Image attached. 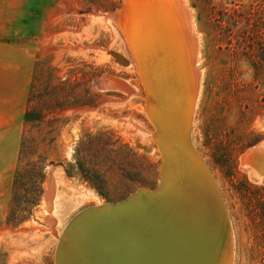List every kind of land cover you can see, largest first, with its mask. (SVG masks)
<instances>
[{"label": "rangeland", "instance_id": "374dc122", "mask_svg": "<svg viewBox=\"0 0 264 264\" xmlns=\"http://www.w3.org/2000/svg\"><path fill=\"white\" fill-rule=\"evenodd\" d=\"M184 1L201 73L191 142L222 197L230 264H264V182L241 160L264 151V0ZM122 4L0 0V157L13 160L10 177L0 167V264H55L76 215L160 184L146 87L123 31L106 20ZM103 76L133 91L104 88ZM28 99L37 121H26Z\"/></svg>", "mask_w": 264, "mask_h": 264}, {"label": "water", "instance_id": "95a60500", "mask_svg": "<svg viewBox=\"0 0 264 264\" xmlns=\"http://www.w3.org/2000/svg\"><path fill=\"white\" fill-rule=\"evenodd\" d=\"M124 3L123 0L119 10L123 9ZM170 4L169 0H154L152 5L156 18L153 20L158 22L156 24L159 28H145L146 34L143 35L148 42L147 47L138 43L140 34H135V42L139 49L142 47L145 51V55L140 58L143 70H149L145 57L150 53V60L152 56V61L159 66L157 75L163 71L164 75H169L176 82L173 68L177 69L179 65L186 63L189 71L184 70L185 76L181 77L185 92V88L188 89L187 78L190 79L193 72L191 50L187 45L190 37L186 36L184 26L178 27L179 18H176ZM161 9L164 14H161ZM115 18L120 20L121 15ZM161 21L165 22L164 26ZM158 36L162 38L161 41ZM157 75L155 78H158ZM149 79L152 80L150 77ZM151 89L153 93L150 94V105L147 104L146 107L151 114L156 110L157 115L160 113L159 123L153 124L158 137L155 140L162 153L159 186L155 189H141L123 201L93 206L79 213L69 224L72 235L68 233V229L63 232L56 255L66 234L69 237L67 253L62 256L72 255L77 264L78 261L79 264L219 263L229 233L222 197L211 177L206 174L207 170L202 169L200 161L185 144L183 136H180L179 108L177 107L178 111L176 107L171 109L169 99H166L168 106L163 107L164 100L160 94L155 95L157 89L154 84L152 86V81ZM173 89H178V94L182 95L179 85ZM185 93L188 96V92ZM146 94L149 95L147 92ZM179 141L184 142V148ZM256 152L248 151L246 161ZM152 224L163 227L162 239L145 228ZM175 225H181L187 232L203 229L206 235L203 239L201 234L189 239L186 235L181 238L175 234L169 236L166 227L176 231Z\"/></svg>", "mask_w": 264, "mask_h": 264}, {"label": "bare ground", "instance_id": "6f19581e", "mask_svg": "<svg viewBox=\"0 0 264 264\" xmlns=\"http://www.w3.org/2000/svg\"><path fill=\"white\" fill-rule=\"evenodd\" d=\"M124 1H125V3H124L125 5H124L123 9L118 10L113 15H107L106 20L114 21L119 26V28L123 31V33L125 35V38L129 44L130 48H131L134 60L136 61V64L138 65V68L140 70V74H141V77L144 81L147 93L149 94L146 97V101H147L146 103L150 105V99H151L150 94L153 93V91L151 89V81H152V86L154 84L155 88L157 89V92H155V95L160 94V96H162V100H164V101H162L163 107L168 106L166 99H169L170 108L172 106L171 109H173L174 107L179 108V112H180L179 122H180L181 131H182V134L180 133V136H183L185 144L189 147V149L191 151L194 152V154L196 155L195 157L198 158V160L201 163L202 169L206 171L207 168L204 165V163L202 162L201 158L199 157L195 147H193L192 142H191V138H190L191 116L193 114V108L195 107V102L197 100L198 93H199L200 86H201V73L196 68L197 63H198L199 50H198V45H197V39H196V37H194L192 30H190L191 26L189 27V24H188V21H190V19L188 20L189 15L185 11L186 9H184V7H186V6L183 7L181 0H169V2L171 1V4H172L171 7H172L173 12L175 13L176 18H179L180 22L177 24L178 27L184 26L186 36L188 35L190 37V39H188L187 45H188V47H190V50H191L190 58H191V64H192L191 68H192L193 72L190 75V79L187 78L188 79V81H187L188 89L185 88V92H188V96L183 91L184 88L182 86V79H181V77L185 76L184 70L187 72L189 71L186 63H183V65L182 64L179 65L177 69H176V67L173 68L174 75L176 78V82L173 81V79L169 78V75H164L163 71H161L159 73V75L161 77L159 75H157L156 72L158 71L159 66L157 63H154L152 61L153 60L152 56H151L152 60H150V58L148 56V55H150V53H148V52H147L148 54L145 58H146V65L148 66L149 70H143L141 68L140 58L142 55H145V51H144V48L141 47L142 49L141 48L139 49L138 46L136 45L135 34H138V36L140 34V41H138V43H140V46L146 45V47H147L148 42L144 38V35H143V33L146 34L145 28H149L150 26H154V28H156L158 30L159 27L156 24L158 22H155L153 20V18H156L155 14H154L155 9L153 8V5H152L154 0H124ZM185 1H184V3H185ZM150 11H152V12H150ZM162 13L164 14L163 9H161V14ZM118 15H121L120 20L115 18ZM189 18H190V16H189ZM162 20H164V16H163ZM150 24H153V25H150ZM161 24H163V26H164L165 22L161 21ZM158 39H160V41H161L162 38H160L158 36ZM159 50L162 51V49H160V48H159ZM165 68H166V66H165ZM156 75L158 76V78H155ZM149 77L152 78V80L149 79ZM177 78H179V81ZM100 84H101V86H103L105 88L121 89L123 91H131V92L133 91V90H129L127 85L124 84L121 80L113 78L111 76H103V78L100 79ZM177 85H179V88L182 92V95H181L182 98L177 92L178 89H176V90L173 89L174 87L177 88ZM147 86L149 89H147ZM149 92H151V93H149ZM170 93H171V95H170ZM189 95L191 96V99H190ZM178 108H177V111H178ZM146 110H147V115H148L149 119L152 121V123L155 125L158 124L160 113L157 115V110H156V112L154 114L153 113L151 114L150 111L147 109V107H146ZM153 138L154 139L157 138V140H158V137H156V133L153 134ZM156 143H157V141H156ZM179 144H180V146L182 145L183 148L185 147L184 142L181 143L179 141ZM177 145H178V143H177ZM180 146H179V148H180ZM158 147H159V145H158ZM159 150H160V147H159ZM252 151H255V152L257 151V152L248 161H246L247 153L244 154L243 157L241 158L242 165L247 169L250 178H252L257 183H263L264 182V151H261V150H252ZM160 153H161V150H160ZM161 160H162V153H161ZM206 174H208L211 177L208 170H207ZM211 179H212V177H211ZM213 183H214V181H213ZM214 185H215V183H214ZM53 192H54V184L50 183L49 187L46 191V202L48 203V205H50V202L52 201L51 199H53L52 198L54 195ZM227 222H228V218H227ZM69 224L67 225V227L65 228L64 231H66L68 229L69 230L68 233H70V235H72V229H71V227H69ZM175 226L177 229L176 231H173L174 228L166 227V230H167L169 236H174L173 234H175V236H177L178 238H181V236L186 235V236H188L187 238L189 239L192 236L196 237V236H200V234H201V239H203L204 235H206V233L204 232L203 229H200V230L199 229H192L191 231L187 232L181 225H179V226L175 225ZM228 226H229V223H228ZM145 228L147 229L148 232H151L152 234L156 235L157 237H161V239L163 238L161 236L162 231H163L162 226L152 224L149 227H145ZM68 238L69 237L66 234L63 236L61 246L58 249V252L56 255L57 264H77L76 260H74L72 255H69L67 257L62 256V255H65L67 253ZM230 243L231 242H230V228H229L228 240L222 249V254H221L220 261L218 264H230L231 254H232L230 252V247H231ZM65 244H66V246H65ZM193 247L195 248V244L193 245ZM204 247L206 248V245ZM192 252L196 253L197 251L192 250ZM186 255L188 256V253H186ZM78 264H79V261H78Z\"/></svg>", "mask_w": 264, "mask_h": 264}, {"label": "crops", "instance_id": "0c3cea01", "mask_svg": "<svg viewBox=\"0 0 264 264\" xmlns=\"http://www.w3.org/2000/svg\"><path fill=\"white\" fill-rule=\"evenodd\" d=\"M12 110H13V107L12 106L9 107V112H11ZM12 117H13V114L11 112L9 114V117H6L4 119V122H3L4 127H2V130H4V131H11V130H13L14 122H13ZM17 153L18 152L16 151V157H17ZM12 163H13V160L11 158H8V157H6V158L5 157H0V167L2 169L3 168L5 169V172H6V174L8 173V176L9 177L11 176V174H13V172H12Z\"/></svg>", "mask_w": 264, "mask_h": 264}, {"label": "trees", "instance_id": "16d2710c", "mask_svg": "<svg viewBox=\"0 0 264 264\" xmlns=\"http://www.w3.org/2000/svg\"><path fill=\"white\" fill-rule=\"evenodd\" d=\"M29 102H30V99H28V103ZM25 116H26L27 122H33V121H37L40 115L34 111V108L29 103ZM26 144H27L26 140H23L22 145H21V150H20V159L24 154H26V150H27Z\"/></svg>", "mask_w": 264, "mask_h": 264}]
</instances>
